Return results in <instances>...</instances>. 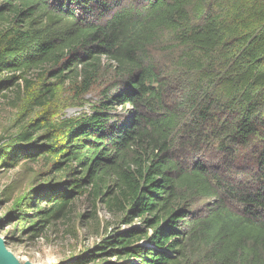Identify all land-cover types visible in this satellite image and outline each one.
<instances>
[{"label":"trees","instance_id":"trees-1","mask_svg":"<svg viewBox=\"0 0 264 264\" xmlns=\"http://www.w3.org/2000/svg\"><path fill=\"white\" fill-rule=\"evenodd\" d=\"M43 67L62 110L1 158L72 172L46 220L87 192L126 212L85 264H264V0H0V84Z\"/></svg>","mask_w":264,"mask_h":264},{"label":"rangeland","instance_id":"rangeland-1","mask_svg":"<svg viewBox=\"0 0 264 264\" xmlns=\"http://www.w3.org/2000/svg\"><path fill=\"white\" fill-rule=\"evenodd\" d=\"M44 73H47V67L27 74L14 85L0 84V236L22 264H85L82 258L87 253L114 233L127 228L123 224L126 212L108 206L100 196L87 192L70 204L63 217L46 220L41 216L49 210L48 203L39 201L38 208H32L38 201V194L70 180L72 172L58 176L52 160L46 156L18 158L15 155L17 158L12 167L6 165V158H1L6 149L12 147L14 139L34 121L44 114L51 121L58 118L63 105L55 102L43 107L35 100L44 82ZM86 99L97 101L99 89ZM87 112L90 113L89 105L70 106L63 110V116L69 119ZM45 133V129L35 132L34 138ZM34 141L35 146L24 144L22 147L46 145L44 141ZM113 183V180L109 181V185ZM135 223L138 226L140 221Z\"/></svg>","mask_w":264,"mask_h":264},{"label":"water","instance_id":"water-1","mask_svg":"<svg viewBox=\"0 0 264 264\" xmlns=\"http://www.w3.org/2000/svg\"><path fill=\"white\" fill-rule=\"evenodd\" d=\"M0 264H22L6 247V241L0 236ZM25 264H33L26 262Z\"/></svg>","mask_w":264,"mask_h":264},{"label":"bare ground","instance_id":"bare-ground-1","mask_svg":"<svg viewBox=\"0 0 264 264\" xmlns=\"http://www.w3.org/2000/svg\"><path fill=\"white\" fill-rule=\"evenodd\" d=\"M5 241V240H4Z\"/></svg>","mask_w":264,"mask_h":264}]
</instances>
